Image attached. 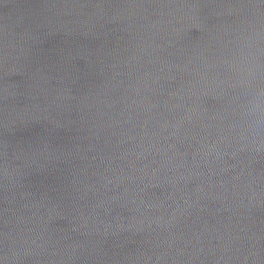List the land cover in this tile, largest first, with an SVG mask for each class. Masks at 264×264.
Instances as JSON below:
<instances>
[{"label": "water", "instance_id": "95a60500", "mask_svg": "<svg viewBox=\"0 0 264 264\" xmlns=\"http://www.w3.org/2000/svg\"><path fill=\"white\" fill-rule=\"evenodd\" d=\"M264 0H0V264H264Z\"/></svg>", "mask_w": 264, "mask_h": 264}, {"label": "clouds", "instance_id": "9594fccd", "mask_svg": "<svg viewBox=\"0 0 264 264\" xmlns=\"http://www.w3.org/2000/svg\"><path fill=\"white\" fill-rule=\"evenodd\" d=\"M260 96L264 97V91H262V92L260 93Z\"/></svg>", "mask_w": 264, "mask_h": 264}]
</instances>
